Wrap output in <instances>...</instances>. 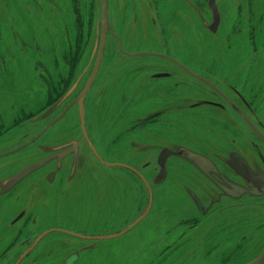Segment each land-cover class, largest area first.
<instances>
[{"label": "flooded vegetation", "instance_id": "flooded-vegetation-1", "mask_svg": "<svg viewBox=\"0 0 264 264\" xmlns=\"http://www.w3.org/2000/svg\"><path fill=\"white\" fill-rule=\"evenodd\" d=\"M35 1L39 2L2 0L8 17V30H17L8 14L9 10L19 13L20 19L25 20L23 27L34 26L35 14L37 30L44 33L45 29L49 36L35 35L33 32L30 38L46 44L49 48L61 46L67 38V28H70V20L64 18L68 10L66 2L63 4L58 0H49L50 8L45 20L40 15L48 4L40 6L38 3L37 6ZM88 3L91 4L92 0H80V9L83 12L91 11L87 8ZM20 5H27L29 11H20ZM111 5L117 12L123 11L124 17L130 16V29L139 30L138 32L151 29L161 34L164 39L167 36L170 41L162 42V52L155 53L145 49L133 54L126 52L110 18ZM98 7L95 42L100 32L101 0ZM28 12L30 18L26 17ZM107 16L109 25L106 28L105 45L95 79L99 75L104 51L107 50L108 37L112 38L114 49L123 57L129 59L149 56L151 59L142 65L117 66L110 71V77L107 76V93L119 92L112 104L104 102L102 87L98 83L93 84L95 79L88 91L93 87L95 94L100 93L96 99L99 108L101 106V109H109L110 112L115 108L116 122L123 116L125 103L130 105L140 97L144 100L145 104L139 105L131 122H124L122 125L134 132L141 127H149L148 136L152 137L141 140L149 143L143 144L147 147L144 154L156 152L151 161L145 162L142 168L154 170V176L143 174L149 181L157 184L158 175L165 174L166 177L168 164L176 160L193 170L190 174V185L179 186L181 193L178 194L182 204L173 212L174 220L169 227L165 222L166 231L162 240L164 257H176L179 264H264V0H107ZM26 31L21 28L15 38L14 49L1 46L3 51L0 50L1 67L10 63L16 77L20 65L17 64L15 69L16 61L7 57L11 53L34 52L33 59L29 61L35 64L36 50L39 53L36 58L40 60L38 46L26 42L21 34ZM198 33L211 36L212 45L224 50L227 58L222 59L220 64L203 60L204 52L208 48L198 39ZM169 46L176 52L175 56L169 53ZM189 49L193 50V57L189 56ZM53 55L51 54L52 57ZM95 56L78 94L90 76ZM2 57L5 63H1ZM141 66L142 69H138ZM121 72L129 74L126 79L127 88L125 82L118 78ZM138 72L143 74H136ZM2 87L4 86L1 84L0 228H4L0 232L2 262L16 258L13 264H20L22 260L38 255L37 244L51 234H61L60 236L68 239L76 238L80 243L88 241L85 237H97L92 241L103 240L98 239V236H81V232L56 228L47 231L49 233L39 239L41 232L35 233L37 216L33 217L31 207L35 211L40 209L41 197L47 189L50 191V202L56 205L64 197L69 202H79L80 197L89 195L83 192L84 188L89 187L95 206L103 209V213L109 203L120 211L123 200L131 206L134 213L135 204L140 202L141 194L150 197L144 176L136 168L130 164L107 161L99 152L95 141L90 138L85 123L88 91L83 101L85 136L80 127L78 106L74 104L78 111L80 135L76 132L67 140L48 139L43 135L35 139L41 131H35L39 127V121L35 120V107L34 114L21 115L22 109L28 112L31 107L23 104L16 93L3 92ZM26 92L29 91L24 93ZM34 98L35 95L32 99ZM185 123L193 128L214 131V135L222 134L225 143H216L211 137V144L207 140L202 145L187 147L188 144L183 141L176 143L162 139L168 136L169 129L177 130ZM151 126L154 128H150ZM158 128L167 130V133L159 132ZM132 140H139L135 133ZM135 144L139 145L133 142L130 148L134 149ZM151 144L161 147L154 151L151 147L155 145ZM173 145L177 147L176 150ZM132 148L131 151L135 154ZM35 157L40 159L35 161ZM20 174L25 175L17 179ZM137 180L142 187L136 190L134 185L138 183ZM147 184L149 185L148 182ZM146 208L138 218L144 214ZM53 241L56 242V238ZM63 249L65 248L59 250ZM80 254V249H72L71 253L61 258L60 264H77Z\"/></svg>", "mask_w": 264, "mask_h": 264}, {"label": "rangeland", "instance_id": "rangeland-1", "mask_svg": "<svg viewBox=\"0 0 264 264\" xmlns=\"http://www.w3.org/2000/svg\"><path fill=\"white\" fill-rule=\"evenodd\" d=\"M87 1L89 2L90 0ZM58 2L63 4L66 2L65 5L68 10L64 18L70 20V28L69 30L67 28V38L63 40L61 46L49 48L46 44L30 38L33 32H35V35L42 34L43 36H49L45 32V29H43L45 34L37 30L35 14L34 26L23 27L25 20L20 19L19 13L16 14L13 10H9L8 14H10L12 21L16 24L18 31L13 32L10 29L8 30L7 13L3 8L2 0H0L1 52L3 51L1 46H5L6 48L11 47V50L16 47L15 38L19 35L22 28L27 30L26 32H21L26 42L38 46L41 53L40 60H38L36 55L39 53L35 50V64H31L29 61L33 59L34 52H30L29 54L13 52L11 53L13 57L11 54L7 56L10 60L14 59L16 61L15 69H17V64L20 65V68L17 69V77L13 71V66L2 60L4 57L1 58V63H5V65L4 67L0 65V85L4 86L1 90L6 93H16L19 98L21 97L23 104H26L29 108L31 107L28 112L22 109L21 113L23 114L21 115L34 114L35 107V120L39 121V127L35 130L36 132L42 130L57 118L66 108V104L77 96L76 94L81 89L83 81L87 78L93 64L94 54L92 47L96 38L95 24L99 19V0H92L91 4H87V8L91 10L89 13L83 12L80 9V0H58ZM38 3L40 6L48 4V6L45 5V9L40 15V18L46 20L47 10L50 8L49 0L35 1L37 6ZM19 9L20 11H29L27 5H20ZM111 9H115V7L113 5L110 7V18L116 32L121 37V42L126 52L133 54L136 51L148 50L159 53L162 52L160 49L162 42L164 40L166 42L170 41L167 36L164 39L161 34L151 29H142V32L130 29V16L126 15L127 17H124L125 13L123 11L117 12L116 9L114 11ZM15 10L18 11V9ZM26 17L30 18L29 12L26 14ZM176 37L180 38L179 35H176ZM8 39L10 41H7ZM198 39L203 41L208 48L204 52L203 60H210L214 61L215 64H220L223 61L222 59L227 58L224 50L212 45L211 36L207 33H198ZM17 43L19 44V40H17ZM27 45L29 44H25V46ZM114 46L112 38L108 37L106 43L107 50L105 49L104 51L99 75L95 79V83H93L94 85L98 83V86L102 87L104 102L108 104H112L114 97H117L119 93L118 91L115 94L114 92L111 94L107 93L106 86L109 81L107 76L110 77V71L114 70L117 66L142 65V63H146L151 59L149 56L125 58L117 52V49H114ZM168 51L171 55L175 56L176 52L170 46L168 47ZM50 53L54 54L53 57ZM189 54L190 57H193V50L189 49ZM214 62H204V64H214ZM138 69H142V66ZM136 74H143V72ZM128 75V73L121 72L118 76L120 80L125 82L126 88L128 86L126 83ZM74 84H76L75 87L69 92ZM25 91L29 92L24 93ZM99 94V92L95 94V89L92 87L88 91L85 101V123L90 138L95 141L99 152L107 161L130 164L142 175L154 176L155 172L152 168L142 169L145 162L151 161V158L156 154V152L144 154V150L147 147L143 144H149L144 143V141L147 137L148 139L152 137L151 135L148 136L149 127H141L135 131L139 140H132L133 138L125 140L126 138L119 135L122 131V123L131 122V119L136 116V110L139 109V105L145 104L144 100L140 97L135 103H131L130 105L125 103L126 105L122 109L123 116L119 122H116L117 111L115 108L111 109L112 112L109 109H101V106L99 108V105L96 103ZM34 95L35 98L32 99ZM90 97H93L91 98L92 100ZM104 106L105 104L103 103ZM118 125L120 126L119 128ZM188 125L185 123L181 128H177V130L169 129L168 136H164L165 138L162 139L176 143L183 141L185 144H188L187 147L202 145L207 140L211 144L213 143L211 137L216 140V143H225L222 134L220 136L218 134L214 135V131H206L204 128L197 129ZM150 128H154V126ZM157 130L167 133V130L164 129L158 128ZM68 132L70 134H67ZM76 132L80 135L78 111L76 106H72L69 110L67 109L65 115L57 123L41 135L48 139L67 140ZM133 142L139 144L138 146L135 144L134 149L131 147L135 151V154L132 153L130 148ZM151 145H155L151 147L154 151L161 147L158 144ZM172 147L174 150L177 149L175 145ZM88 154L90 153L88 152ZM130 154H133L135 157ZM39 159L40 157H35V161ZM167 170L168 174H166L164 181L157 184L152 183L143 175V178L147 180L151 188V207L147 214L133 226H131L133 221L140 216L147 206L149 199L147 194H141L140 202L135 204L134 213L131 206L129 207L125 200L121 201L120 211H117V208L114 209L113 205L109 203L103 213V209L95 206L93 193L89 187L83 189V192L89 195L80 197L79 202H74L73 200L69 202L64 197L58 200L56 205L50 202V191L47 189L46 192L48 194L45 192L43 196L41 195L40 202L42 204L40 209L35 211V208L31 207V214L33 217L37 216L35 233L41 232L42 234L56 228L76 233L81 232V236H98L99 238V236H115L129 227L130 229L120 236L98 241H92L96 239H87L88 241L83 243H80L79 239L76 238H71V240L60 236L61 234H51L37 244L36 251L39 252L38 255L22 260L20 264H60L61 258L71 253V250L75 248L81 251L77 264H179V260H176V257H164L165 252L163 251L162 240L166 231L165 222H167L169 227L170 222L175 218L173 212L175 213L178 210L177 208H179L178 205L182 204V200L178 194L181 193L179 186L182 184L190 185V174L193 170L185 164L177 162V160L170 162ZM123 172L128 174L124 170ZM134 172L135 174H139L136 171ZM137 182L134 185L136 190L138 187H142V184L138 180ZM3 229L1 227L0 232H3ZM53 238H56L57 241H53ZM68 245H70L69 249L67 248ZM84 246L87 247L84 248ZM62 248L65 249L60 251L59 249ZM7 260L2 262L0 259V264H13L16 258Z\"/></svg>", "mask_w": 264, "mask_h": 264}, {"label": "water", "instance_id": "water-1", "mask_svg": "<svg viewBox=\"0 0 264 264\" xmlns=\"http://www.w3.org/2000/svg\"><path fill=\"white\" fill-rule=\"evenodd\" d=\"M108 25L109 24H108V16H107V0H101L100 32H99L98 40L95 42L94 49H93V54L96 55V56H95V63H94L93 69H92V71L90 73V76H89L87 82L85 83L84 87L82 88L81 92L76 97V99L73 102L69 103V105L63 110V112L57 118H55L46 127H44L39 132V134H37L35 136V139H37L39 136H41V134H43L45 131H47V129H49L51 126H53L55 123H57L62 118V116L65 115V112L67 111V109H69L74 104H76L78 106L80 127L82 128V132H83V134L85 136L84 127H83V124H84L83 101H84V98L86 96V93H87L88 89L90 88L91 84L93 83V81H94V79H95V77L97 75L98 67L100 65V61H101V58H102L103 48H104V45H105L106 28H107ZM75 85L76 84H74L72 86V88L70 89L69 92H71L73 90ZM37 166L38 165H35V167H37ZM24 175L25 174H20L17 179H19L20 177H22ZM164 177H165V174H159L158 177H157V182H160ZM144 183H145L146 187H148L149 196H150L149 197V202H148V205H147V208H146V211L144 212V214L140 218H138L131 226L137 224L147 214V212H148V210H149V208L151 206V190H150V187H149V185L147 184V182L145 180H144ZM129 229H130V227L128 229H126V230H123L121 233H119V234H117L115 236H104V237H99V238L100 239H105V238H113V237H116V236H120L124 232H127ZM48 233L49 232H45V233L41 234L39 239H41L44 235H46ZM85 238L97 239V237H85Z\"/></svg>", "mask_w": 264, "mask_h": 264}, {"label": "bare ground", "instance_id": "bare-ground-1", "mask_svg": "<svg viewBox=\"0 0 264 264\" xmlns=\"http://www.w3.org/2000/svg\"><path fill=\"white\" fill-rule=\"evenodd\" d=\"M119 127L120 126L118 125V128ZM121 129H122V131H121V133L119 135H121V137L126 138L125 140H127L129 138H134V133L135 132L133 130H131V128H127L124 125H122Z\"/></svg>", "mask_w": 264, "mask_h": 264}]
</instances>
